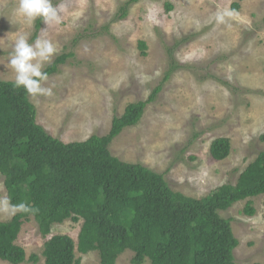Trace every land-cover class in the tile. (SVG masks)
I'll return each instance as SVG.
<instances>
[{
    "label": "rangeland",
    "instance_id": "obj_1",
    "mask_svg": "<svg viewBox=\"0 0 264 264\" xmlns=\"http://www.w3.org/2000/svg\"><path fill=\"white\" fill-rule=\"evenodd\" d=\"M125 1L64 0L62 23L41 32L46 26L39 18L29 25L15 14L18 0H0V78L14 81L7 64L21 33L28 35L29 43L37 37L50 40L57 50L52 61L72 53L42 82L51 95H28L37 123L63 142L107 134L114 116L122 115L128 103L146 99L159 84L138 123L112 139L110 153L162 173L171 189L193 197L235 184L264 151V0H136L120 18L119 7ZM234 2L240 5L238 15L217 24L215 13L232 9ZM138 42L145 43L144 53ZM167 47H175L172 60ZM218 137L229 138L231 146L221 160L209 153ZM4 197L0 174V198ZM251 201V216L243 211L247 200L220 211L231 220L239 241L233 251L238 264H264V194ZM10 218L0 213V221ZM81 223L82 219L55 223L43 237L30 217L16 239L27 258L19 264H45L44 241L66 234L76 243ZM30 254L38 260H28ZM132 255L125 250L115 264H132ZM76 257L79 264L99 262L97 251H76ZM0 264L11 263L0 259Z\"/></svg>",
    "mask_w": 264,
    "mask_h": 264
},
{
    "label": "trees",
    "instance_id": "obj_2",
    "mask_svg": "<svg viewBox=\"0 0 264 264\" xmlns=\"http://www.w3.org/2000/svg\"><path fill=\"white\" fill-rule=\"evenodd\" d=\"M127 0L119 10L125 17ZM168 5V8H171ZM239 2L232 4L238 10ZM40 20H37L35 37ZM184 37L175 44H182ZM142 53L145 43L138 42ZM168 55L172 60V50ZM68 54H60L42 69L55 74ZM172 67L164 73L169 78ZM13 80L0 78V174L12 204L24 203L35 212H17L0 221V259L11 264L26 261L25 249L16 243L24 222L32 217L46 237L55 223L82 219L77 242L66 234L44 241L45 264H79L76 251H97L98 264H115L125 250L132 264H238L233 251L239 241L230 219L220 215L240 200L243 211L255 213L251 199L264 194V151L240 173L235 184L225 183L201 197L170 188L164 175L141 163L113 156L108 146L124 128L138 123L145 106L160 89L158 84L144 100L128 103L112 118L109 132L82 141L63 142L36 121V108ZM230 140L215 138L209 153L215 160L230 152ZM264 217V214H263ZM28 260L36 262L38 255Z\"/></svg>",
    "mask_w": 264,
    "mask_h": 264
},
{
    "label": "clouds",
    "instance_id": "obj_3",
    "mask_svg": "<svg viewBox=\"0 0 264 264\" xmlns=\"http://www.w3.org/2000/svg\"><path fill=\"white\" fill-rule=\"evenodd\" d=\"M66 11L64 0L54 5L52 0H18L15 14L29 25L39 18L46 26L41 29L45 32L47 27L62 23V14ZM235 10L223 8L214 15L217 24H227L234 16ZM27 34L21 33L15 37L12 51L9 53L7 66L14 73L13 87L23 89L28 95L36 98L41 95H51V88L42 86L47 80V74L42 71L45 64L52 61L56 48L48 39L37 37L32 43L28 42ZM24 203L12 204L8 197L0 198V213L8 216L17 212H35Z\"/></svg>",
    "mask_w": 264,
    "mask_h": 264
}]
</instances>
